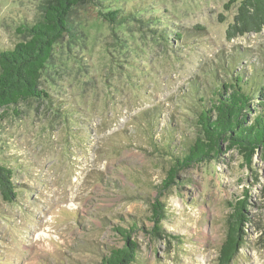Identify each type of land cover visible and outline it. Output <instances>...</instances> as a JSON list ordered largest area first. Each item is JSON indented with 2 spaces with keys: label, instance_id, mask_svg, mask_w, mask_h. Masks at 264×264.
<instances>
[{
  "label": "rangeland",
  "instance_id": "1",
  "mask_svg": "<svg viewBox=\"0 0 264 264\" xmlns=\"http://www.w3.org/2000/svg\"><path fill=\"white\" fill-rule=\"evenodd\" d=\"M41 2L0 0V50L24 39L18 27L39 17ZM237 5L94 0L74 11L72 35L41 70L48 97L3 110L0 154L17 195L0 197V264H95L123 245L116 227L132 222L133 264H217L239 202L245 243L232 264H264L261 149L246 162L223 144L217 157L179 170L161 194L154 187L170 167L159 148L197 136L198 99L212 100V75L225 78L221 62L264 83V28L225 37ZM113 9L130 15L121 23L99 15ZM156 200L165 217L152 235Z\"/></svg>",
  "mask_w": 264,
  "mask_h": 264
},
{
  "label": "trees",
  "instance_id": "2",
  "mask_svg": "<svg viewBox=\"0 0 264 264\" xmlns=\"http://www.w3.org/2000/svg\"><path fill=\"white\" fill-rule=\"evenodd\" d=\"M232 1H238V5L225 31L227 40L258 33L264 28V0ZM91 2L94 0H42L39 17L33 22H23L18 27L24 39L15 42L10 48L0 50V123L4 119L5 108L22 101L48 97L39 88L41 70L50 60L54 45L65 36L72 35L71 19L74 11ZM99 15L109 23H121L130 12L119 15L115 9L101 10ZM175 36L177 40L182 37L177 32ZM219 69L225 78L217 80L212 75V100L206 102L203 97L198 99L199 105L195 110L197 136L186 145H181L180 149L171 148L168 144L159 148L170 161L165 179L154 186L159 194L169 187L179 170L217 157L223 144L225 149L236 146L246 162L258 149L264 155V83L259 82L257 76L244 78L240 71L231 75L228 62H221ZM12 178L13 169L4 163L0 154V197L6 203L13 202L17 195ZM150 212L148 219L153 225L149 233L157 235L165 217L164 204L156 200L151 204ZM246 218L244 204L239 202L228 215L217 264L234 262L245 243L243 223ZM136 227V222H132L128 228L116 227L115 231L122 238L123 245L109 247L95 264L135 263L139 246L132 238V232Z\"/></svg>",
  "mask_w": 264,
  "mask_h": 264
}]
</instances>
